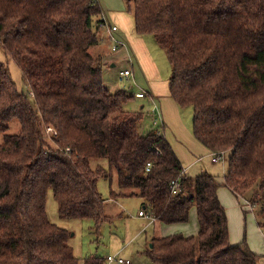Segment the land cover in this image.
<instances>
[{
	"label": "trees",
	"instance_id": "obj_1",
	"mask_svg": "<svg viewBox=\"0 0 264 264\" xmlns=\"http://www.w3.org/2000/svg\"><path fill=\"white\" fill-rule=\"evenodd\" d=\"M127 3L137 33L166 51L170 95L193 109L195 139L212 157L231 153L228 172L223 182L190 177L164 126L125 108L135 94L104 85L102 61L90 52L99 43V0H0V49L30 90L0 60V264H80L71 233L48 218L47 195L53 189L62 217L93 219L99 231L113 219L101 178L114 185L109 199H140L164 224L188 223L196 209V235L152 239L146 253L154 264H259L247 241L231 243L218 191L253 192L264 229V0ZM14 121L21 130L10 134ZM82 261L106 263L96 255Z\"/></svg>",
	"mask_w": 264,
	"mask_h": 264
},
{
	"label": "rangeland",
	"instance_id": "obj_2",
	"mask_svg": "<svg viewBox=\"0 0 264 264\" xmlns=\"http://www.w3.org/2000/svg\"><path fill=\"white\" fill-rule=\"evenodd\" d=\"M102 6V13L107 15V18L112 24L117 25L120 28L121 37L126 40L127 46L130 45L133 48L135 54L129 56V54L122 48L119 52H108L109 57H103L102 70L104 85L112 92H116L118 89L126 88L130 90L132 94L139 91L135 86L136 82L140 87L144 89H150V85L153 88V84L159 83L160 86L169 89V81L172 74V66L168 61L167 53L157 43L153 35L141 36L137 33L135 28V18L132 11L128 9L127 0H100ZM108 7V8H107ZM103 14V15H104ZM101 18V17H100ZM99 18V19H100ZM98 35L99 43L105 44L111 47L112 42L109 41L106 31H102L101 27ZM142 44L140 46L138 41ZM108 49V48H107ZM105 49V50H107ZM109 50V49H108ZM113 51V50H112ZM90 52L98 58L97 48L94 46ZM113 55L115 56L113 58ZM134 56V57H133ZM149 57V59H147ZM133 58V59H132ZM111 59H117L116 66L112 67L108 61ZM147 59V60H146ZM0 60L8 62L13 79L20 84L26 91L29 90L27 81H24L23 73L19 70L16 63L0 49ZM132 60V62L130 61ZM134 70L135 80L133 81H120V72L124 69ZM134 79V78H133ZM30 91V90H29ZM168 91H166L167 93ZM145 105L143 111L146 114L143 123L147 125H153V114H151V103L148 100L134 98L125 105V108L129 111L141 110V105ZM182 118L183 126L188 129V135L192 136L194 141L199 146V151L189 149L190 153L188 159L195 158L196 156L206 155L202 162L195 165L188 170L190 177H197L202 174H210L218 179L219 182H223L224 177L228 172L230 152H225L223 157L214 162L211 154L195 139L193 135V109L187 107L185 109H179ZM21 130V127L17 121H14L10 125L8 133L17 134ZM169 130V129H168ZM182 131H185L182 129ZM49 133H51L48 130ZM183 133V132H182ZM168 135L174 137L172 132ZM184 136V134H183ZM4 133L0 131V144L3 142ZM187 149V148H186ZM102 165L107 167V162L102 160ZM96 162L93 161L94 167ZM110 180L101 178L98 182V189L107 199L105 205V212L111 216L112 222H105L100 226L99 231L96 229V222L93 219H70L64 218L59 213V207L57 200L54 196L53 189H50L47 195L46 209L49 220L59 226L66 229L71 233L69 238V245L74 249V253L82 261L87 256H105L108 253H120L125 257L132 260L133 264H154L151 258L147 255L146 251L150 247L147 237L151 236L152 228L148 229L146 234H142V228L145 223L143 219L137 216L138 209L143 206V202L137 198H122L120 199L121 205H118L115 201L108 200L111 190ZM220 196L224 205L230 215V238L232 241L239 244L247 241L253 251L260 257L259 264H264V229L260 227L262 221L261 214V202L253 192L249 191L245 196L239 200L226 188L221 187L219 189ZM246 206L251 208V211ZM142 209V207L140 208ZM147 212V210H144ZM195 211V208L192 210ZM249 212V213H248ZM229 218V217H228ZM196 223V221H195ZM190 221L188 226L195 224ZM198 230V222L195 224ZM187 230H190L188 228ZM198 233V231H197ZM196 235V234H195ZM124 257V258H125Z\"/></svg>",
	"mask_w": 264,
	"mask_h": 264
},
{
	"label": "crops",
	"instance_id": "obj_3",
	"mask_svg": "<svg viewBox=\"0 0 264 264\" xmlns=\"http://www.w3.org/2000/svg\"><path fill=\"white\" fill-rule=\"evenodd\" d=\"M102 16H106L107 17V15H105V14L102 15ZM102 16H101V18H102ZM101 18H100V20H101ZM101 30L104 31V29H101ZM119 30H120V28H119ZM106 34H107V32H106ZM119 35L122 36L120 33H119ZM122 38H124V37H122ZM138 44L140 46H142V44L139 41H138ZM92 48H91V50H92ZM96 48H97V55L96 56L98 58H100L101 61H103V63H105V61L103 60V57L111 56L106 51H108V52H110V51L111 52H119V50L118 51L110 50L111 47L108 44L107 45H105V44H97ZM105 49H107V50H105ZM124 50L129 54V56L131 55V51H132V54H135L133 48H131L130 45H128V49H124ZM114 57L115 56L113 55V58ZM147 59H149V57H147ZM115 60L117 61V59H111L110 61H108L109 64H111L112 67L116 66V63H115L116 61ZM130 61L132 62V60H130ZM124 70H127V68L124 69ZM123 71L120 72L119 76L121 75V73ZM132 72H133V78L134 79H132L130 81L135 80V72H134V70H132ZM134 84L139 89V91H137V92L145 90V91H147L149 93L148 97L146 96L145 98H138V99L148 100V102L151 103V109H152L153 103H156L159 106L160 111H161V118L163 119V126L165 128V136H166L167 140L169 141V143L172 145V147H173L175 153L177 154L178 158L180 159L185 171L188 173V170L193 168L195 165H198L199 162H202L206 155L196 156L195 158H192L190 160L188 159V155L190 153L189 149L195 150V151H199V146L197 144H195L196 142L194 141L192 136L188 135V129L185 126H183V123L181 121L182 118L180 116L181 112L179 110L180 107L177 105L175 100L171 97L169 89L164 88L163 86H160L159 83L153 84V88L150 85V89H144V88L140 87L136 82H134ZM166 91H168V92L166 93ZM144 108H145V105L142 104L141 105V109H144ZM151 109H150V112H151ZM152 116L154 117V115H152ZM153 122L155 124L154 120H153ZM157 126H159V124H157ZM182 129L185 130V131H182ZM169 132H172L176 139H174V137L170 138V136L168 135ZM183 134H184V136H183ZM210 154H211L210 156H212V153H210ZM218 195H219L221 203L224 205V201H222L223 199L220 196V192L219 191H218ZM237 199L239 200L240 198H237ZM108 200L115 201L118 205H121L120 204L121 203L120 199L113 200V199H109L108 198ZM141 207H142V209H140ZM224 207H225V205H224ZM246 207H247V209H245L244 207H242V208L244 210H246V211L248 210L250 212L251 208L249 206H246ZM140 208L138 209V211L135 210V212H137L136 214H137V216L140 219H143L145 221V223L143 225V228H142V234H146V237H147L148 236V233H147L148 229L152 228V231H151V236L152 237H147V240L150 238L148 240L150 246H151V241H152L153 238H161V237H166V236L179 234V233L183 234L186 237H190V236H193V235L197 234V231H199V225H198V230L194 231L195 228H196L195 224L198 222L196 209H195L194 212L192 211L193 210L192 209L191 213H190L191 221L193 223H195V221H196V223L195 224H191V226H188L187 223H185V224H169L168 225V224H164L163 222L159 221L158 219H156L155 221H151L149 218L139 215L140 211L146 210L143 206H141V204H140ZM226 211H227V209H226ZM146 213L149 214L148 211ZM227 216L229 217L228 220L230 221V215H228V211H227ZM188 228H190V230H187ZM229 232L232 235V233L230 231V225H229ZM231 239H232V237L230 238V240ZM236 242L231 240L232 244H234ZM249 246L251 248V245H249ZM252 251H253V249H252ZM108 255H118V256H120L122 258L125 257V256H123L120 253L119 254L118 253H114V254L113 253H108V254H106L105 256H102V257L106 258ZM125 259L131 260L128 257H125ZM80 264H83V261H81ZM131 264H133L132 260H131Z\"/></svg>",
	"mask_w": 264,
	"mask_h": 264
},
{
	"label": "built area",
	"instance_id": "obj_4",
	"mask_svg": "<svg viewBox=\"0 0 264 264\" xmlns=\"http://www.w3.org/2000/svg\"><path fill=\"white\" fill-rule=\"evenodd\" d=\"M99 26L104 29L107 32L109 40L112 42V50L113 51H118L122 48L128 49L126 40L122 38L119 35V27L115 24H112L109 19L106 16H102L101 21L99 23ZM133 79V72L131 70H124L121 75H120V81H130ZM149 93L145 90L137 92L135 94L136 98H145L146 96L148 97ZM151 114L154 115V121L155 124H159V126H163V119L161 118V111L159 106L156 103H153L152 109H151ZM51 133V136H56L57 132L49 128L48 129ZM220 157H213L212 160L214 162H217L220 160ZM151 167V164H148V170ZM171 189L174 192V194H177L180 191V183L177 179L173 180L171 183ZM140 216L147 217L151 221H155L156 218L155 216L151 214H147L144 210L140 211L139 213ZM106 263L105 264H131V260L122 258L118 255H108L106 258Z\"/></svg>",
	"mask_w": 264,
	"mask_h": 264
}]
</instances>
